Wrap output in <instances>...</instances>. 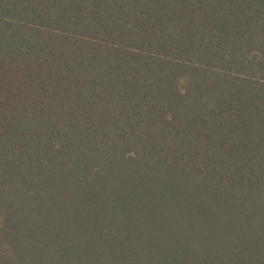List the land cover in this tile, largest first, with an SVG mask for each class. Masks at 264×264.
I'll use <instances>...</instances> for the list:
<instances>
[{"label":"trees","instance_id":"obj_1","mask_svg":"<svg viewBox=\"0 0 264 264\" xmlns=\"http://www.w3.org/2000/svg\"><path fill=\"white\" fill-rule=\"evenodd\" d=\"M0 264H264V0H0Z\"/></svg>","mask_w":264,"mask_h":264}]
</instances>
